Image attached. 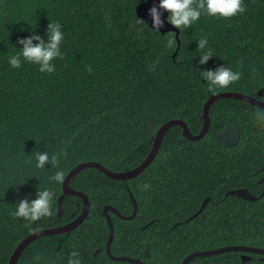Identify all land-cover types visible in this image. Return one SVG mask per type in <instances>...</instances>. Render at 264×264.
Returning a JSON list of instances; mask_svg holds the SVG:
<instances>
[{"label": "trees", "instance_id": "1", "mask_svg": "<svg viewBox=\"0 0 264 264\" xmlns=\"http://www.w3.org/2000/svg\"><path fill=\"white\" fill-rule=\"evenodd\" d=\"M141 1L0 0V264H8L32 231L65 224L82 211V198L72 195L65 197L64 212L58 215L63 183L50 180L58 168L65 176L88 160L112 171L134 168L149 154L153 136L166 121L184 119L197 134L204 104L213 93L234 90L259 97L264 88V0H244L245 11L231 18L202 15L182 31L175 57L177 47H166L174 31L157 33L140 20L136 5ZM50 20L60 22L65 33L64 55L53 61L56 70L41 73L29 62L12 68L8 57L20 50L19 38L35 29L46 39ZM204 35L214 55L199 65L202 50L197 44ZM194 65H227L242 76L210 91ZM257 112L264 108L237 98L217 99L202 138L191 140L181 126L170 127L150 165L126 181L96 167L82 169L70 185L89 197L86 219L70 232L35 239L17 264H67L73 249L82 264H136L112 259L106 248L109 225L103 208L110 204L132 214L129 189L138 203L136 216L128 219L110 211L115 255L180 264L197 250L231 244L264 247V193L258 182L264 124L257 121ZM228 122L241 130L233 146L215 135ZM38 150L60 154L57 166L37 168ZM38 186L56 193L53 215L35 222L14 217L18 198H35ZM241 186L258 198L225 193ZM207 196L205 208L187 220ZM242 253L196 256L188 264H264V254L248 252L252 259L243 261Z\"/></svg>", "mask_w": 264, "mask_h": 264}, {"label": "clouds", "instance_id": "2", "mask_svg": "<svg viewBox=\"0 0 264 264\" xmlns=\"http://www.w3.org/2000/svg\"><path fill=\"white\" fill-rule=\"evenodd\" d=\"M245 7L244 0H159L158 5L154 4L149 9L153 25L150 28L160 33L159 29L165 23V20L162 19L161 9L169 13L166 20L180 29L181 37L182 31L195 25L202 15L216 18H231L243 13ZM136 23L138 24L139 21H136ZM136 30L139 32L142 29L137 28ZM168 33H172V31ZM46 37L45 39L44 36L38 34L35 29L28 36L20 37L17 42L19 46L14 44L20 50L8 57L10 66L12 68H19L23 62H29L38 65V70L41 73H53L56 70L53 61L57 58H62L64 55L61 51L65 37L63 25L58 21L50 20L46 29ZM177 45L176 35L174 39L169 38L167 40L166 47L175 48ZM197 48L202 50L201 55H199V65H204L214 55L212 49L208 47L207 35L198 38ZM155 63H158V61ZM155 63L150 65L152 70L155 68ZM194 67L199 71L201 79L206 81L210 91H214L217 88H226L237 82L242 76L239 70H233V68L227 65H220L215 69L198 68L196 65ZM88 70L92 71L91 65L88 66ZM256 119L259 123L264 124V112H257ZM58 155L60 154L50 156L47 150H38L35 154V166L43 169L47 168L46 164L50 163L51 167H56ZM50 180L57 184L63 183L65 180L64 170L58 168L50 177ZM143 187L147 188L148 185H144ZM55 200L56 193L53 190L49 187L38 186L35 198L30 199L27 196L18 198V202L14 204L15 210L12 215L17 218H23L27 222H35L40 218L53 215ZM67 264H82L80 253L77 250L73 249L69 251Z\"/></svg>", "mask_w": 264, "mask_h": 264}, {"label": "water", "instance_id": "3", "mask_svg": "<svg viewBox=\"0 0 264 264\" xmlns=\"http://www.w3.org/2000/svg\"><path fill=\"white\" fill-rule=\"evenodd\" d=\"M158 5L159 0H144L139 2L136 5V14L137 16L144 20L150 27H152V17L149 14V9L153 5ZM162 19L165 20L164 26L159 29V31L163 34L169 32V31H174L176 34V39L178 42V46L176 51L174 52V57L176 56L180 46H181V38H180V29L176 28L174 25L170 24L167 22L166 18L169 15V13L166 10H162ZM258 96H263L264 95V88H261L257 92ZM221 98H237V99H242L247 102L252 103L253 105L259 106L264 108V100H261L257 97H254L252 95L240 92V91H234V90H228V91H221V92H216L213 93L205 102L204 107H203V113H202V118H203V126L202 129L200 130L199 133L194 134L190 127L188 126L187 122L184 119L181 118H176V119H170L166 121L161 127L158 129L157 133L153 136V145L152 148L149 152V154L144 158V160L137 165L134 168L128 169V170H120V171H112L108 167H106L104 164H102L99 161L96 160H88V161H82L78 164H76L65 176V180L63 182V191L58 197V202H57V208H58V215L62 216L64 212V199L65 197L76 195L82 198L83 200V208L80 214L75 217L73 220L62 224L58 226H52V227H46L42 229H37L35 231H32L30 234L25 236L16 246L14 249L13 253L10 256V260L8 264H17L18 259L21 255V253L24 251V249L35 239L45 236V235H52V234H58V233H64V232H70L72 229L76 228L78 225H80L88 216L89 210H90V200L89 197L82 191L72 187L70 185L71 179L82 169L87 168V167H96L100 169L103 173H105L107 176L114 178V179H119V180H124L126 181L127 179L133 178L137 175H139L141 172H143L149 165L150 163L154 160L160 146L163 140V137L165 133L168 131V129L174 125H179L182 127V133L185 137L191 139V140H196L202 138L206 132L210 128L211 124V117H210V108L211 105L217 100ZM216 137L219 140H222L226 145L228 146H233L239 142L241 138V130L239 126L234 123V122H229L227 125L222 129L219 130L215 133ZM264 180V178L262 179ZM130 195L132 197V201L134 204V211L131 215L125 216L123 215L116 207L113 205L107 204L103 208V213L107 217L109 228H110V233H109V238L107 241V252L109 256L114 259V260H126L130 261L132 263L136 264H149L145 260L141 259L140 257H133L129 255H115L111 251V244L114 239V234H115V229H114V223L112 220V216L110 214V211H114L117 215H120L122 217L131 219L136 216L137 211H138V203L133 195L132 191L129 189ZM264 193V189L261 194ZM227 194H233V195H238L240 197L249 199V200H254L257 199V195L252 193L247 187H239V188H234L231 189L227 192ZM210 196L205 197L203 202L201 203L200 208L191 216L188 217L187 220H190L194 216H196L199 212H201L205 206L207 205L208 201L210 200ZM243 251L245 253L241 254V257L243 261H247L252 259V256L248 252H256V253H262L264 254V247H258V246H249V245H241V244H231V245H225V246H220L212 249H206V250H197L189 253L180 264H188L191 259H193L196 256H201V255H211V254H216V253H221L225 251Z\"/></svg>", "mask_w": 264, "mask_h": 264}, {"label": "flooded vegetation", "instance_id": "4", "mask_svg": "<svg viewBox=\"0 0 264 264\" xmlns=\"http://www.w3.org/2000/svg\"><path fill=\"white\" fill-rule=\"evenodd\" d=\"M253 96V95H252ZM257 96H258V94H257ZM254 97H256V96H254ZM257 98H259V99H262L260 96L259 97H257ZM264 100V99H263ZM229 123V122H228ZM226 125H227V123H226ZM225 125V126H226ZM224 126V127H225ZM223 127V128H224ZM222 128V129H223ZM222 129H220V130H222ZM181 130H182V127H181ZM217 131H215V133H216ZM181 133H182V131H181ZM183 134V133H182ZM238 143V142H237ZM261 170H262V172H263V174L261 175V177L258 179V182L261 184V185H263V189H264V180H262L263 178H264V165L261 167ZM224 177H229L228 175H225ZM241 187H243V186H241ZM237 188H239V187H237ZM234 189V188H233ZM229 190H231V189H227L226 191H225V193L227 194V192L229 191Z\"/></svg>", "mask_w": 264, "mask_h": 264}, {"label": "rangeland", "instance_id": "5", "mask_svg": "<svg viewBox=\"0 0 264 264\" xmlns=\"http://www.w3.org/2000/svg\"><path fill=\"white\" fill-rule=\"evenodd\" d=\"M264 96V95H263ZM263 96H260V97H263ZM261 100H263V99H261ZM64 204V203H63ZM124 215V214H123ZM131 215V214H130ZM118 216H120V215H118ZM126 216V215H125ZM120 217H122V216H120ZM123 218H125V217H123ZM192 219V218H191ZM113 220V219H112ZM114 223V222H113ZM109 225V224H108ZM79 226V225H78ZM115 229V228H114ZM109 233H110V228H109ZM112 245V244H111ZM106 248H107V246H106ZM112 251V250H111ZM183 261V260H182Z\"/></svg>", "mask_w": 264, "mask_h": 264}]
</instances>
